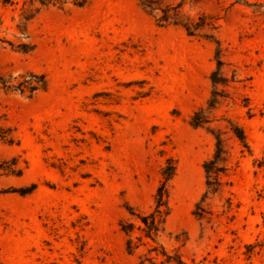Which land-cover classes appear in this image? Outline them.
Here are the masks:
<instances>
[{
	"label": "rangeland",
	"instance_id": "obj_1",
	"mask_svg": "<svg viewBox=\"0 0 264 264\" xmlns=\"http://www.w3.org/2000/svg\"><path fill=\"white\" fill-rule=\"evenodd\" d=\"M169 1L218 19L220 54L140 0L49 6L30 20L23 0H0V77L23 90L0 83L15 138L0 136V264H177L157 246L187 264H264V0ZM218 57L227 85L211 80ZM215 89L225 97L210 126L237 122L251 152L226 132L230 169L203 200L216 140L190 120ZM170 158L171 213L155 242L138 216L154 209Z\"/></svg>",
	"mask_w": 264,
	"mask_h": 264
},
{
	"label": "trees",
	"instance_id": "obj_2",
	"mask_svg": "<svg viewBox=\"0 0 264 264\" xmlns=\"http://www.w3.org/2000/svg\"><path fill=\"white\" fill-rule=\"evenodd\" d=\"M4 4H18L20 0H2ZM89 0H23V18L25 20H30L34 18L37 14L41 12L44 8L49 6H58L60 8L64 7L68 3H72L75 6L83 7L85 6ZM141 6L151 15H153L158 22V24L165 25H177L183 27L189 35L193 36H203L206 39L216 43L218 45L217 52L220 54V40L218 37L220 24L218 19L212 15L206 13H199L197 18L192 17L187 14L182 4H174L169 0H140ZM1 41V38H0ZM25 49V48H24ZM218 66L217 69L213 71L211 80L214 86L218 84L227 85L228 79L221 74V68L223 65V61L220 57H218ZM36 81L41 84L42 88L47 87V79L45 75H37L32 74ZM0 83L4 88H13L20 89L22 88L15 84H9L7 80L0 77ZM39 87H34L33 90L38 89ZM220 97H225L220 94L218 89H215L212 93L211 98L207 102V106H201L197 109L191 117L190 123L194 127H205L207 128L215 137V150L213 155L205 160L203 167L206 176V186L207 190L203 196V200L207 198L208 194L216 193L221 187L222 178L224 175H227L230 169V154L226 147V138L224 134L226 132H230L239 142L240 144L251 152V147L248 143L247 136L244 128L234 122L232 120H228V124L226 126L227 131H222V129H215L210 126V123L213 121L211 119V112L216 108V106L220 102ZM0 136L2 138H7L9 142H14L15 138L12 135V130L10 128H6L0 119ZM14 162V164H16ZM4 167L0 165V168ZM176 162L174 159L170 158L167 162V166L164 170L165 181L158 187L156 193V203L154 209L144 216H138L142 220L145 227L142 229L145 232V237L150 238L151 240L156 242V239L160 235L161 232L165 230V223L167 217L171 213V208L169 205V186L168 181L172 178L176 171ZM13 171H17L21 173L23 169H13ZM35 184H33L30 188H25L21 193H28L35 188ZM195 215L199 217H203L206 213L204 206L197 204V210H195ZM134 214V212H133ZM134 224H122V229L128 234L131 235L134 229ZM128 248L132 249V238L128 241ZM151 251H154L157 255V259L159 255H163L165 259L162 261L165 262H175L177 264H187L182 255L176 253L174 255L169 254L164 246L153 247ZM151 264H156V257L151 256L148 258Z\"/></svg>",
	"mask_w": 264,
	"mask_h": 264
}]
</instances>
